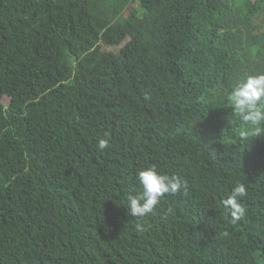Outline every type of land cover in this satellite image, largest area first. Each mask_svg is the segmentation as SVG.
Segmentation results:
<instances>
[{"label": "trees", "instance_id": "obj_1", "mask_svg": "<svg viewBox=\"0 0 264 264\" xmlns=\"http://www.w3.org/2000/svg\"><path fill=\"white\" fill-rule=\"evenodd\" d=\"M260 73L264 0H0V264H264ZM147 167L183 185L138 220Z\"/></svg>", "mask_w": 264, "mask_h": 264}, {"label": "clouds", "instance_id": "obj_2", "mask_svg": "<svg viewBox=\"0 0 264 264\" xmlns=\"http://www.w3.org/2000/svg\"><path fill=\"white\" fill-rule=\"evenodd\" d=\"M228 98L234 113L245 124V129L241 132L242 138L247 140L249 137L264 135V73L248 75L242 82L237 83ZM108 146L107 138L99 139V150ZM137 179L142 186V192L127 196V212L138 220L152 214L162 197L180 192L183 185L179 177L159 173L155 167L140 169ZM246 196L245 184L237 182L222 201L225 213L230 215L232 222L245 216L246 209L241 200ZM135 227L137 231H145V226L141 223H137Z\"/></svg>", "mask_w": 264, "mask_h": 264}, {"label": "rangeland", "instance_id": "obj_3", "mask_svg": "<svg viewBox=\"0 0 264 264\" xmlns=\"http://www.w3.org/2000/svg\"><path fill=\"white\" fill-rule=\"evenodd\" d=\"M4 102H5V104H9L10 103V99L6 98V99H4Z\"/></svg>", "mask_w": 264, "mask_h": 264}]
</instances>
